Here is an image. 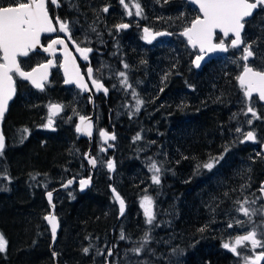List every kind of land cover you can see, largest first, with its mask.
Wrapping results in <instances>:
<instances>
[{
  "label": "flooded vegetation",
  "instance_id": "1",
  "mask_svg": "<svg viewBox=\"0 0 264 264\" xmlns=\"http://www.w3.org/2000/svg\"><path fill=\"white\" fill-rule=\"evenodd\" d=\"M9 2L10 0H0V4ZM92 2L95 3V0H87V4L84 2V0H60L61 6L58 8L50 5L49 3V12L50 16L53 17L54 24L56 16H59L61 20L69 21L70 26H72L73 28L72 36L76 40V42L79 43L84 39L85 35H87L88 39L91 41L88 46L92 47L94 51L90 54L89 61H85L80 57V54L75 49V45L72 43V41L67 39L64 33L54 32L41 34V45L38 46V48L32 53H30L28 57H18V60L21 62V67L24 71H31L32 68L37 67L39 64L46 63L48 60L54 61L53 67L48 70L49 75L48 80L45 84V88L44 90L37 89L30 82L14 76V79L16 80V93L13 99L9 101L8 109L5 112L4 118L1 121L0 125V131L5 137L6 146L3 151V155H5V153L7 152H13V150L11 149L12 145L9 140L10 133L13 131L17 133L16 138L20 137L21 141L24 140L23 142L27 141L31 137L36 136L41 140H48V137L50 135L57 133L60 134L61 131H59V127L62 126L64 122L73 121L74 125L75 121L79 118L80 115L87 116L92 114L93 135L90 140V145L92 146L93 141V152L91 154L97 157L98 164L93 175V185L88 190H86L84 194H80L82 196H85V194L91 192L95 184V179H99L97 176V172L100 160L104 159L105 161H108V159L111 158L114 164L117 163L116 160H113V156H116V154H110L109 151H100V149L105 146L100 144L97 140V132L99 130H104L112 133L111 131H108V128L105 126L106 121L110 120V115L112 113L110 111L111 107L116 106L119 102H125L128 94L124 93V89L120 86L119 79L115 76V74L124 70L127 74H129V80L132 85L135 84V80H141L147 85L152 82V78L150 76V80L147 79L148 73H146V71L142 68V65H134L133 59L130 56L131 48L137 51V56L146 59L151 54V52L149 51L151 47H153L156 52V47H158L159 45L164 46L167 44V42L171 44L173 35L177 36L179 38V44L177 45L179 47V50H177L178 47H176L175 59L178 60L181 66L184 65L188 68V70L190 69V74L191 72L195 73V71H197L192 68L191 61L195 57V55L198 54L197 50H193L187 46L186 40L180 34V32L185 27H187L189 23L198 15L197 9L187 3L185 0H168L163 4L151 3L150 0H139V2L141 3V7L143 8L144 15L147 17L146 19L135 16L128 17L119 0H96V7L93 11V15H90L89 13H87V6ZM105 6H108L109 8V11L107 13L102 11L103 7ZM174 7H178V11H180L183 17L182 23L177 21L178 23L176 24V27L179 29H176L175 33H173L175 29H169V27L167 26V22H162V20H164L165 13L164 15L160 14L163 18H161L160 16L157 17L156 14H151L152 11L157 13L160 11H164L166 8L172 9ZM84 16L85 18H83ZM263 18L264 9L258 8L254 12L253 17L248 19L247 23L245 24V29L242 32V38L246 41V43L252 44V51L254 53V56L252 58H249L248 63L250 66L254 67V70H264V42L261 40L262 37L258 36L257 34L259 26L263 24ZM119 23H129L130 26L127 29H123L117 32L114 28V25ZM79 26H81V29L78 28ZM145 26L150 27L153 32H168L172 34L168 35L167 37H157L156 40L149 44L144 39H142V30ZM93 27H95L96 32H91L89 30V28ZM82 30L85 33H81ZM218 36L222 38L220 34H218ZM57 37L65 39V42L68 44L70 53L73 57L76 58V64L79 67L81 74L84 75L85 82L88 84L89 88L92 89V91L83 92L74 84H66L64 82V69L60 66L64 60L63 50L61 46H57V52L55 56L43 51V48L46 47L52 39H55ZM259 38L261 39L258 40ZM229 42V40H226V43ZM125 48L127 49V55L125 52ZM241 55V50L229 48L227 52L219 56L224 57L225 60L231 61L237 68L236 80L239 72L242 70L243 62L240 59ZM236 58H239V60ZM125 63L129 65L127 69L123 67ZM88 66H91L93 68L95 76L103 77V83L109 89L107 95H105L103 91L97 92L93 88L91 81L86 75ZM96 69H99L100 71L97 72ZM161 71L164 72L165 69H161ZM174 82L175 84H178V86H180L181 76H169L166 80L163 79L164 91H160L161 94L158 97L161 100V104L166 103L167 97L165 95L168 92L172 91ZM113 85H116V87H112ZM152 92V88L150 87L145 97L146 105H149L150 107L154 106V104L156 103V97L151 96H155V93L153 94ZM239 95H241V98L239 97ZM90 97L92 101L91 107L88 106V99ZM16 99L18 104L25 107L28 105V107L32 110L33 115L30 118L14 123L10 128V126H7L5 124L6 115L9 113V109ZM244 100H246V104H248V101L244 96L243 89L238 84L233 103L234 109L231 114V123L229 129L225 133L227 135L226 137L229 143H232L234 141L236 142L235 147H233L234 150L225 152L226 148H222L219 152L212 154L208 158H205L199 162L201 165L205 160L222 156L223 158L219 160V163H216L215 168H217V170L221 167L225 168V165H229V163L234 161L237 163L242 162L244 163V167L242 168V175L240 173L237 175L235 174L236 178L234 177L231 179L236 181H231L230 177L224 176V174L221 175L217 172V170L209 172L206 176H208L207 178H213V182L210 183L207 181L205 183V188L207 189L206 192L210 191V188L215 181L217 182L218 180H220V177L222 178L224 176L227 181H225V183H221L223 186L227 187L234 184L240 185L242 186V195H247L249 193V191L246 189L247 187L255 188V194L257 195V197L260 196V192L258 191V189L260 188L261 183L264 181V160L259 148L262 141H264V103L259 102L258 98L253 95L251 106L254 107L258 115L261 117V119H253L254 124L252 123L254 125V129L256 130V132L254 131L256 140L245 141L244 143H241L240 140L243 139V136L240 133H236L235 128L237 127V125L239 127L243 126L242 110L247 107L244 106L246 105L244 103ZM50 104L62 105L63 111L52 117L54 121L53 126L51 128H48L44 125H46L48 121ZM69 117H71V119H69ZM249 117L252 118L250 113ZM99 118L101 119V123H98ZM248 130H251V128L249 127L247 131ZM72 135H74L79 140L83 139L76 136L73 131V127ZM85 141L88 148V142L87 140ZM87 148L85 149V152ZM249 151L252 152L250 153V155L256 157V160L254 159L253 161L252 158L249 157L250 161L248 163H245V160L247 162L246 156L248 155L247 152ZM174 153V149H163L162 165L164 169V185H166L170 180V175H168L169 171L174 173V177L180 174V178H174V180L175 182H177V188L183 189L182 195L185 196V199L188 201L190 206V203L197 201V198L195 197L198 196V193H196L197 195H195V192L199 184L196 182L199 179L198 176L200 168H197V165L199 163L190 160L189 158L184 159L178 157V155L174 156ZM84 154L82 155L81 160L83 164H85L83 161ZM203 173L205 172L203 171ZM76 174H68L67 178L71 176L80 178L87 175L86 173H82L83 175ZM194 179L197 180L193 182ZM204 179H206V177H204ZM63 180L64 179H61L56 183L53 182L51 184H47L46 188L43 185V189L38 190V193L41 194L44 203V207L42 206L41 211L44 209L45 212L40 211L43 215L47 213V206L43 198L44 193L48 191L53 192V213L54 215H56L58 221L60 220L61 215L64 211V207L62 206L63 203L61 202V204H59L60 199L62 197H64L65 199V196L69 194L67 191H76V186L74 185L72 186V188L57 191L56 188L61 185ZM23 183H25V180H22L21 184ZM201 183L203 182L201 181ZM111 189H113L111 184H105L104 192L110 193ZM162 192H165V190L163 189ZM250 195H252V193H250ZM257 201L259 210L262 212V215L254 216L253 218L258 219V221L261 222L262 226L259 227L261 229L264 228V205L262 199ZM187 207L188 204L183 205L182 200H179L178 206L169 211L174 220L173 224L171 225L170 232H179L178 227L181 226L180 214L182 213V210L186 209ZM165 216H167V213L164 212V217ZM173 225L175 227H173ZM194 239L195 238H191L192 242H194ZM262 250L264 249H256L257 253ZM223 251L226 252L227 258H230L231 261L234 260L233 253L224 248ZM260 264H264V261H261Z\"/></svg>",
  "mask_w": 264,
  "mask_h": 264
},
{
  "label": "trees",
  "instance_id": "2",
  "mask_svg": "<svg viewBox=\"0 0 264 264\" xmlns=\"http://www.w3.org/2000/svg\"><path fill=\"white\" fill-rule=\"evenodd\" d=\"M150 1L159 4L165 2V0ZM175 10H178V7L166 8L164 11L157 13L152 11L151 14L163 18L160 14L164 15L165 13L162 22L174 18L175 24H177L176 18L178 16L175 17V12H177ZM178 12L180 14V11ZM171 48L166 49V56ZM125 50L127 55V49L125 48ZM151 52L148 58L143 59L137 56L135 49L131 48L130 55L134 65H142V68L152 78L151 88L155 96L150 95L156 97V103L152 107L149 105L147 107L149 111L155 109L156 113H152L151 116L153 118L159 116L164 120L163 123L157 124L153 134H149L148 137L151 138L153 144L157 145L159 143L162 148L174 149V156L178 155V157L184 159L189 158L199 163L210 155L219 152L228 141L225 133L231 123L233 103L238 88L237 68L231 61L225 60L224 57H215L205 62L195 73L191 72L190 74V69L188 70L184 65L181 66L178 60L175 59L174 50H171V54L167 56L168 61L163 63L156 61V56L162 52ZM161 69H165V71L162 72ZM166 75H168L167 77L181 76V85L178 86L174 82L171 99L168 100V103L161 104L158 97L161 94L160 89L164 87L163 79ZM175 97H180L182 101L172 103V98ZM165 105L166 107H164ZM29 109L28 105L25 107L18 104L16 99L6 115L5 124L11 128L14 123L32 117V110ZM144 110L142 109L133 118H127L125 113L115 116L119 111L111 109L110 120L105 123V126L108 131L115 135L116 141L122 134L128 138L134 136L142 132L143 128L146 129L145 119L148 117ZM164 124L166 128H164ZM72 127L73 121L64 122L59 127L60 134L50 135L48 140H41L36 136L23 142L24 140L21 141V138L18 137L11 143V145L15 143L12 146L14 151L6 153V165L9 167L10 173L14 174L13 177L20 178L21 182L22 180H28L27 183L32 181V185L27 187V185L20 184L17 195L16 192L10 194V197L14 196L12 198H15L16 203L18 202L17 205H10L9 199L0 197V231L5 234L9 243L8 256L0 257V264L74 263L75 259L73 257L78 252V248H75L74 244L71 249L68 244L70 254L66 257L63 253V261L60 259L61 256L59 258V254H56V259H52L48 250L49 235L46 233L42 221L43 214L41 212L45 211L44 209L41 211V209L42 206L44 207V203L38 189L34 188V184L41 181L44 183L38 184L39 186L46 183H56L67 178L68 174L76 173L80 166H85L81 160L87 148V143L85 140H79L72 135ZM146 152L141 154L142 158H144L143 155ZM109 153L115 154V151ZM17 158H20L19 161H17ZM130 159L133 158L130 157ZM129 164L128 170L126 169L127 175L131 176V179H135V175L130 174L133 163L129 161ZM225 166V168H219L217 172L230 177V179L233 178L232 173L234 171L238 172L234 170L236 166L239 167L238 163L234 161ZM32 176H37V180H33ZM224 176L222 178L219 176L220 180H218L220 181L221 192H225V188L230 190L238 186L234 184L231 185L232 187H224L221 184L227 181ZM231 181L236 180L231 179ZM210 192L211 194H218L211 188ZM85 198V196L77 194L73 202L70 203V207H73L71 208L70 227L72 228L71 237H73L74 243L77 244L82 239V234L86 236L92 233L99 237L97 242L92 240L93 244L101 243L104 238L105 240L106 238L111 240L118 229V226L114 225L113 233L108 236L107 229L111 226L110 220L112 219V216H110L111 211L103 210L97 199ZM198 203L194 201L190 203V206L188 203V207L182 210L180 214L181 226L178 228L184 235L185 246L181 249L182 256L179 264L230 263V258H227L226 252L220 247L222 234L215 228V223L211 222L212 218L210 219L206 215L203 206ZM202 228L204 230L200 231ZM39 229L44 230L45 233L39 238L41 244L34 245V243H40L36 240L37 236L35 234ZM78 235L80 236L76 239L75 237ZM191 238H195V244L192 243ZM13 240L16 244L15 249L12 246ZM187 243L191 244L186 245ZM55 245H57V241ZM143 252L146 251L143 249ZM145 256L146 253L142 257Z\"/></svg>",
  "mask_w": 264,
  "mask_h": 264
},
{
  "label": "snow or ice",
  "instance_id": "3",
  "mask_svg": "<svg viewBox=\"0 0 264 264\" xmlns=\"http://www.w3.org/2000/svg\"><path fill=\"white\" fill-rule=\"evenodd\" d=\"M122 7L125 9V13L128 17L147 18L144 15L143 8L139 0H119ZM159 2V0H157ZM167 2V0H165ZM193 4L198 5L199 13L190 23V26L185 27L180 33L187 40V44L191 46L193 50H197L198 54L195 55L193 63L197 68L201 66V61L205 59L208 53L214 52H227L229 48L241 50L242 55L240 59L243 61L242 72L237 77L240 87L243 89L244 96L248 101L246 111L243 113L247 116L251 114L250 119L246 123L251 126L253 119H261L257 111L251 106L253 94L258 95V101L264 102V70H254V67L250 66L249 58L254 56L252 51V44L246 43L242 38V32L245 29V24L248 19L253 17L254 10L258 8L264 9V0H191ZM49 3L52 6L60 7V0H10L9 3L0 4V121L3 120L5 112L8 109L9 101H11L16 93V80L15 77H20L31 82V84L40 90H44L46 81L48 80L49 69L53 67L54 61L48 60L46 63L39 64L37 67L32 68L31 71H24L21 67V62L18 57H28L30 53L41 45V34L43 33H64L68 40L72 41L75 45L76 51L80 54V57L89 61L90 54L93 53V48L88 46L91 41L85 35L84 39L79 43L72 36L73 28L70 26V22L67 20H61L59 16L55 17V24L53 17L50 16ZM103 12L109 11L108 6L103 7ZM58 26V27H57ZM129 23H119L114 25L117 32L129 28ZM91 31L96 32L95 27ZM143 37L147 43L151 44L157 37L171 35L168 32H153L150 27L145 26L143 28ZM218 33L222 34L223 38L218 36ZM229 40V43H226ZM61 46L63 50V63L60 65L64 69L65 83L75 84L82 91H92L88 84L85 82L84 75L81 74L79 67L76 64V58L72 56L69 51L68 44L63 38L52 39L46 47L43 48L44 52H48L55 56L57 52V46ZM83 45V46H81ZM123 67L127 69L128 64H124ZM99 72V69H96ZM88 79L91 81L93 88L99 92L103 91L105 95L108 94L109 89L103 83L102 76H95L94 70L91 66H88L87 73ZM120 79V86L127 92L131 89V95L135 99V113L141 110L144 101L138 97L137 92L129 83L127 73L120 71L117 73ZM167 79V75L164 77ZM112 87H116L113 85ZM164 91L163 88L160 89ZM91 99V97H90ZM63 111V106L59 104L49 105V117L45 127L51 128L53 126L52 117ZM134 113L130 111L129 116ZM71 119V117H69ZM79 124L76 126L78 133L92 136L93 124L89 117L80 115ZM27 131V130H25ZM236 133H240L243 139L241 143L245 141H255L256 135L254 131H244L242 127L235 128ZM99 136L102 138L105 145L111 147L108 141L115 140L114 134H109L107 131L100 130ZM142 139L141 135H137L133 140ZM5 137L0 133V155H3L5 149ZM227 150V149H226ZM100 151H107L106 147H102ZM259 155V153H258ZM84 158L87 163L95 168L98 164L97 157L85 153ZM223 157H213L209 162L198 164L197 168L203 167L208 170H212L216 163ZM107 168L111 171L114 170V162L108 160ZM149 171L152 172L151 180L154 184H160L161 182V167L157 162L151 161L149 165ZM39 175V174H37ZM3 179L11 182V178L4 173H0ZM37 176H32L33 180H36ZM76 177L68 179L61 186L64 188L69 187L74 183ZM91 176L83 179H79L80 188L83 189L89 185ZM45 188L47 184L44 185ZM0 190H7L2 188ZM115 200L119 203L120 214L123 215L125 211V200L120 196L115 188L112 189ZM260 196L249 201L247 197L244 200L237 201L239 207L237 212L241 213L244 217H247V223H253L252 217L257 215V210L251 208L249 205L256 204L257 200L264 199V183L260 185L258 189ZM47 198L49 204L53 201V192H47ZM154 201L148 195H143L140 206L143 209V214L146 217V223L152 225L155 220V213L153 210ZM54 207V205H53ZM44 219L50 225V230L53 239H55L59 223L57 217L53 213H49ZM235 226L242 227L245 221L235 220ZM228 228H233L232 222L227 224ZM259 226H253L251 230L246 231L245 234L236 235L233 240L225 241L222 244L224 249H227L237 257L243 260V264H260L264 261V250L259 253L256 249H264V228H261L258 232ZM204 229H200L203 231ZM259 236V238H258ZM120 239H126L124 232L120 233ZM150 240V234L145 233L143 243L140 247L134 248L133 251L139 254L144 245ZM8 241L5 236L0 233V253L6 252ZM250 246L251 254L243 255L240 249L248 248ZM83 251L88 253L89 248H84ZM55 255V253H54ZM108 255H112V250L108 249Z\"/></svg>",
  "mask_w": 264,
  "mask_h": 264
},
{
  "label": "rangeland",
  "instance_id": "4",
  "mask_svg": "<svg viewBox=\"0 0 264 264\" xmlns=\"http://www.w3.org/2000/svg\"><path fill=\"white\" fill-rule=\"evenodd\" d=\"M84 2L87 4V0H84ZM87 7H88L87 13H89L90 15H93V11L95 10V7H96V0H95V3L92 2ZM175 11H177L175 12L176 15L175 14L173 15H175V17L178 16L176 18V21L182 23L183 17L181 13L179 14L178 10H175ZM83 18H85V16ZM167 26L169 27V29L170 28L175 29L173 33H175L176 29L177 30L179 29L176 27L174 18H170V21L167 20ZM78 28L81 29V26H79ZM91 29L92 28H89L90 31ZM81 33H85V32L82 30ZM257 34L258 36L262 37V39L259 38L258 40L261 39L264 42V18H263V24L259 26ZM178 44H179V38L173 35L171 44L167 42V44L164 46L159 45L158 47H156V52H159V51L162 52L156 56L157 57L156 61H159L161 63H163L164 61H168L167 56L171 54V50H174L175 51L174 53L176 54V47H178L177 46ZM169 47H172V48L171 50L169 49L170 52H168L166 56V51H167L166 49ZM263 47H264V43H263ZM177 50H179V47ZM149 51L150 52L153 51L154 53L155 49L151 47ZM236 59L239 60V58H236ZM115 76L119 79V81L120 79H122L121 77L117 75V73L115 74ZM127 76L129 80V74H127ZM147 79L150 80L149 75L147 76ZM129 83H130V80H129ZM151 85L152 83L147 85L143 83L141 80H135V84L132 85L135 91L137 92L138 97L144 101V104L142 105L141 110L145 109L144 111L148 117L145 119L146 129L143 128L142 132L139 133L142 139L134 141L133 138L137 134L129 138L126 137L124 134H122L119 137V139H117L116 143L114 144V148H113L116 154V156H113V160H116L117 163L114 164V171H113L112 176H109L108 170L106 168L107 161H105L104 159L100 160L99 166H98V172H97V176L99 179L97 178L95 179V184L92 188L93 190L85 194V197H86L85 199L95 198L97 199V201H99L103 210H106L109 212L111 211L110 212L111 214L110 216H112V219L110 220L111 226H109V228L107 229V234L108 236H110L113 233L114 225H116L118 226L116 235L114 234L111 240L107 238L105 240L104 238L102 239L101 243L98 242V244L96 243L93 244V241L94 242L99 241V237L97 235L92 233V234H87L86 236H84L82 234V237H81L82 239L78 241L77 244L74 243V239L73 237H71L72 228L70 227L71 226L70 219H72L71 218V215H72L71 208L73 207H70L71 205L70 203H72L74 198H76L77 195L75 194H77V192L67 191L69 194L65 196V199L64 197H62L59 202V204H61V202L63 203L62 206L64 207V211L59 220L60 226H59V230H58V234L56 238L57 245H55L56 244L55 242L53 246L51 247V249H49V246H48V250L51 254V257H54L52 258L53 260L57 258L56 254H59V258L61 256L60 259L63 261L62 254L65 253V256L68 257L70 254L69 250L74 244V247L78 248V252H76L75 254L76 256L73 257V259H75L74 263H69V264H179L180 263L181 256H182L181 249L182 247L185 246L184 245L185 238H184L183 233L180 231L178 233L170 232L171 225L173 224L174 220L172 216L170 215L169 211L172 210L174 207L178 206L179 200H182L183 205H187L188 201L185 199V196L182 195L183 189H178L177 182H175L174 180V178L179 179L180 174L174 177V173L169 171L168 175H170V180L166 185H164V173H163L164 169L162 165L164 148H162L159 143L157 145L153 144V141H151V138L148 137L149 134H153V131L156 129L157 124L163 123L164 121L159 116H158L159 118L158 117L153 118L151 114L156 113L155 109L152 111H149L146 105L145 97ZM131 91H132L131 89H129L127 92L124 90L125 94L128 93L125 99V102H122V103L119 102L116 106L111 107L112 110L119 111L118 113L115 114V116H117L118 114L121 115L122 113H125L126 117L130 118L129 113L131 111L134 113L131 116V118H133L136 114L140 113L141 110L138 113H135V99L132 97ZM171 93L172 91L168 92L165 95L167 97L166 103H168V100L171 99ZM239 97L241 98V95H239ZM180 100L182 101L180 97H175L174 99L172 98V103L175 104V102L180 101ZM244 103L246 104V100H244ZM244 106H248V104ZM164 107H166V105ZM246 108L242 110V115H243L242 128L246 132L247 129H249L250 127L251 130L256 132V130L254 129V125H253L254 123L251 126H249L246 123V121L250 119L249 114L247 116L243 114ZM106 122L108 123V121ZM98 123H101L100 118L98 120ZM164 128H166V125L164 126ZM16 134L17 133L15 131L10 133V136H9L10 143L16 140ZM235 144H236L235 141L232 143H229V141H227V143L223 147L227 149V150L225 149V152H230V150H234L233 147H235ZM14 145L15 143L12 144V146ZM12 150L14 151V148H12ZM143 152H146L143 155L144 158L141 157V154H143ZM247 153H248V155L246 156L247 162L245 160V163H248L250 161L249 157H251L253 161L254 159L256 160L255 156L250 155V153L252 152L249 151ZM130 157H132L133 159H130ZM19 159L17 158V161H19ZM209 160H205L203 163L209 162ZM129 161L133 163L131 165L133 169L132 170L130 169V174L132 176L135 175V179H131V176L127 175L126 169L130 165ZM151 161L157 162L158 166L161 167L160 184L152 183V180H151L152 172L149 171V165ZM238 165L239 167L236 166V168L234 169L238 172L234 171L232 173L234 175L233 178L234 177L236 178L235 176L236 173L237 174L240 173L242 175V168L244 167V163L240 162L238 163ZM215 166L213 167L212 170H208L206 168L200 167V172L198 176L199 179L198 180L194 179L193 182L197 180L196 182L199 183L197 186V190L195 192V195H197L196 193H198V196L195 197L197 198L196 202H199L198 204L203 206L206 215L210 217V219L212 218L211 222L215 223V228H217L218 232L222 234L220 238L221 240L220 247L223 248L222 247L223 242L233 240L236 235L245 234L246 231L251 230L253 226L260 227L262 226V224L260 221H258V219L253 218L254 216L252 217V221L254 222V224L247 223L248 218L244 217L241 213L236 211V209L239 207V204L237 203V201L242 202L244 198L247 197V195H248L247 199L249 201L257 197V195L255 194V188L247 187L246 189L249 191L247 195H242L243 193L242 186L240 185L235 186L230 190H227V188H225L226 191L221 192L219 181L217 182L215 181L212 184L211 189L218 192V194L217 195L211 194L210 191L206 192L207 189L205 188L206 187L205 183L207 181L210 183L213 182V178L212 179L207 178L208 176L206 175L209 172H213L214 170L216 171L217 168H215ZM5 171H6V174L11 178V182L9 183L7 180L3 179L2 176H0V189L2 188L7 189V190H0V195L6 196L3 198L9 199L11 203L10 205H13V204L17 205L18 202L16 203V201H14L15 198H12L14 196L10 197V194L16 192L15 194L17 195L18 190H20L19 185L21 184V179L16 178V176L13 177L14 174L10 173V169L6 165V153L5 155L0 156V173H4ZM203 171L205 173H203ZM76 173H72V175L73 174L81 175L82 173L83 174L86 173L87 175L89 174L87 167L85 168V166L84 167L80 166ZM204 177H206V179H204ZM27 181H25V183L23 184L25 186L27 185V187H30L32 185V181L28 183ZM201 181L203 183H201ZM43 183L44 182L41 181V182H38L37 184H34L35 185L34 188L38 190H42L43 185L39 186L38 184H43ZM105 184L106 185L111 184L112 187L115 188L117 192L120 194V196L125 200V211L123 215H118L117 208L111 198L110 193L107 192L108 194H106L104 192ZM163 189L165 190V192H162ZM250 193H252V195H250ZM145 194H148L154 201L153 210H154L156 218L152 225H148L146 223V217L144 216L143 209L140 206V201L143 195ZM249 206L257 210V215L255 216L262 215V212L259 210L258 201L256 202V204L249 205ZM164 212L167 213V216L165 217H164ZM237 219L245 221L242 227L235 226L234 222ZM230 222L234 224L233 228L227 227V224ZM173 227L175 226L173 225ZM259 230L260 228H258V232ZM45 231L46 233H48L47 229ZM122 231L124 232L126 236V239L124 240L120 239V233ZM0 233L2 232L0 231ZM44 233H45L44 230L39 229L38 232L35 233L37 236L36 240L39 241V238L41 237V235H44ZM145 233L150 234L149 242L145 244L143 247V249L146 252H143V249H142V251L139 254H137L133 251V249L141 246V244L143 243V238L145 236ZM3 235L5 236V234ZM80 235L76 236L75 238L77 239V237H79ZM99 243H100V246H99ZM192 243L195 244V241ZM36 244H41V242L34 243V245ZM68 244H69L70 249L68 247ZM190 244L187 243L186 245H190ZM15 245H16L15 241L13 240V244H12L13 249H15ZM8 247H9V243L7 244L6 252L0 253L1 258L8 256V250H9ZM86 247L89 248L88 253H85L83 251V249ZM108 249H111V250L114 249L112 251L111 256L108 255ZM240 251L242 252L243 255L251 254L250 246L248 248L240 249ZM144 253H146L147 255L145 256L146 258L142 257ZM64 264H68V262ZM230 264H243V260L237 257L236 255H234V260L233 261L230 260Z\"/></svg>",
  "mask_w": 264,
  "mask_h": 264
},
{
  "label": "water",
  "instance_id": "5",
  "mask_svg": "<svg viewBox=\"0 0 264 264\" xmlns=\"http://www.w3.org/2000/svg\"><path fill=\"white\" fill-rule=\"evenodd\" d=\"M185 1H186L187 3H189L190 5H192L193 7H195V8L197 9V11H198V15H201V14L199 13L198 5L193 4V3L191 2V0H185ZM255 11H256V10H254V12H255ZM190 23H191V22H190ZM190 23H189L188 26H190ZM188 26H187V27H188ZM183 30H184V29H183ZM183 30H182V31H183ZM182 31H181V32H182ZM181 32H180V33H181ZM45 34H46V33H45ZM218 34H220V33H218ZM142 35H144L143 30H142ZM220 35H221V37H222V34H220ZM167 36H168V35H166V36H160V37H167ZM181 36H182V35H181ZM182 37L186 40V38H185L184 36H182ZM222 38H223V37H222ZM186 44H187V40H186ZM187 46H188L189 48H191V46H189L188 44H187ZM191 49H192V48H191ZM39 50H40V49H39ZM224 53H225V52H219V51L214 52V53H208L207 56H205V59H204L203 61H201V66H202L205 62H207L208 60H210V59H212V58H215V57H219V56L223 55ZM193 60H194V58H193L192 61H191V66H192V68H193L194 70H198V69H200L201 66H200L199 68H197V67L195 66V64L193 63ZM242 62H243V61H242ZM241 72H242V70L239 72L238 76L241 74ZM63 73H64V70H63ZM64 77H65V74H64ZM19 78H20V77H19ZM21 79H22V80H25V79H23V78H21ZM65 79H66V77H65ZM25 81H28V80H25ZM28 82H30V81H28ZM237 82H238V84H239L238 79H237ZM30 83H31V82H30ZM74 85H75V84H74ZM75 86H76V85H75ZM76 87H77V86H76ZM77 88H79V87H77ZM79 89H80V88H79ZM80 90H81V89H80ZM83 92H87V91H83ZM253 95H255V96L258 98V95H257V94L254 93ZM259 102H260V101H259ZM261 103H264V102H261ZM88 106H89V107L92 106V101H91L90 98L88 99ZM87 117L90 118V120H91V122H92V124H93L92 114L87 115ZM79 122H80V121H79V118H78V119L75 121L74 125H73V131H74V133L76 134L77 137H79V138H83V139L87 140V142H88V148H87V150H86L85 153H89V154H91L90 140H91V137H92V136L89 137V136H87V135H84V134L78 133V132L76 131V126H77V124H79ZM0 125H1V121H0ZM99 131H100V130H99ZM99 131L97 132L98 142H99L100 144L104 145V146L107 148V151L112 150V149H113V145H112V144L115 142V140H114V141H113V140L108 141V144L111 145V147H108L107 145L104 144L102 138L99 136ZM0 133H1V131H0ZM108 133H109V134H112V133H110V132H108ZM92 135H93V130H92ZM259 148H260V151H261V153H262V155H263V160H264V141H262V143L260 144ZM91 155H92V154H91ZM108 160H112V159L110 158V159H108ZM83 161H84V163H85V165H86V167H87V170H88L89 174H88L87 176H85V177H80V178H77V177H76V180L74 181V183H73L72 185H70L69 187H67V188H72L73 185L76 186V191H77L78 194H84V193L86 192V190H88V189L92 186V183H93V175H94V172H95L96 167H97V166H96L95 168H93L90 164H88V163H87V160L84 158V156H83ZM107 162H108V161H107ZM106 168H107V167H106ZM107 170H108L109 176H112L114 170H111V171H110L108 168H107ZM89 176H91V181H90L89 185L86 186L85 188L81 189V188H80V185H79V179L87 178V177H89ZM71 178H73V176L68 177V178H65V179L62 181L61 185H62L63 183H65L68 179H71ZM262 183H264V181H263ZM262 183H261V184H262ZM61 185L58 186V187L56 188L57 191H61V190H65V189H67V188L62 187ZM110 193H111L112 200H113V202H114V204H115V206H116V208H117L118 215H121V214H120V211H119V203H118V201L115 200L114 193H113L112 189H111V192H110ZM43 198H44V202H45V204H46V206H47V213H46L45 215H43V217H42V221H43L44 226L46 227L47 232H48V235H49V239H50L49 249H51V247L53 246V244L56 242V238H57V234H58L59 227H58V230H57L56 237H55V239H53L52 234H51V230H50V225H49L48 222L44 219V217H45L46 215H48L49 213H53V204H49V201H48V198H47V192L44 193ZM262 202H263V205H264V199H262ZM53 214H54V213H53ZM55 216H56V215H55ZM57 220H58V219H57ZM58 223H59V221H58ZM52 256H53V254H52Z\"/></svg>",
  "mask_w": 264,
  "mask_h": 264
},
{
  "label": "bare ground",
  "instance_id": "6",
  "mask_svg": "<svg viewBox=\"0 0 264 264\" xmlns=\"http://www.w3.org/2000/svg\"><path fill=\"white\" fill-rule=\"evenodd\" d=\"M115 142H116V139H115ZM115 142L112 144L113 145V148H114V144H115ZM153 148V147H152ZM113 151V149L112 150H110L109 152H112ZM158 157V156H157ZM131 241V240H130ZM147 256V255H146Z\"/></svg>",
  "mask_w": 264,
  "mask_h": 264
}]
</instances>
